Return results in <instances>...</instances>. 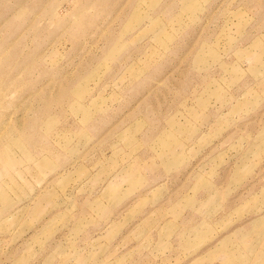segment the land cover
<instances>
[{
  "label": "rangeland",
  "instance_id": "obj_1",
  "mask_svg": "<svg viewBox=\"0 0 264 264\" xmlns=\"http://www.w3.org/2000/svg\"><path fill=\"white\" fill-rule=\"evenodd\" d=\"M0 264H264V0H0Z\"/></svg>",
  "mask_w": 264,
  "mask_h": 264
}]
</instances>
